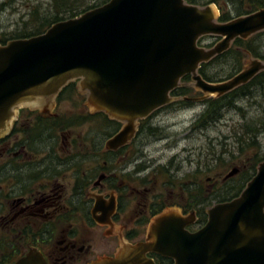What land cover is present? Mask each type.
I'll return each mask as SVG.
<instances>
[{
    "label": "water",
    "instance_id": "95a60500",
    "mask_svg": "<svg viewBox=\"0 0 264 264\" xmlns=\"http://www.w3.org/2000/svg\"><path fill=\"white\" fill-rule=\"evenodd\" d=\"M219 10L187 5L184 0H110L75 19L60 22L44 34L0 46V137L10 128L16 110L58 95L78 82L90 111L123 125L107 141L116 151L134 137L137 122L174 103L221 98L246 86L264 72V63H249L231 79L205 82L203 64L226 53L237 39L264 32V9L219 23ZM219 39L209 50L200 39ZM189 76L200 99L174 98ZM231 170L223 182L235 177ZM205 224L195 231L196 216L166 209L149 223L146 237L122 244L115 255L90 264H156L148 253L172 264H264V161L240 196L206 210ZM12 264H47L31 249Z\"/></svg>",
    "mask_w": 264,
    "mask_h": 264
},
{
    "label": "flooded vegetation",
    "instance_id": "af4514ba",
    "mask_svg": "<svg viewBox=\"0 0 264 264\" xmlns=\"http://www.w3.org/2000/svg\"><path fill=\"white\" fill-rule=\"evenodd\" d=\"M17 1L0 0V13ZM71 19L65 16V21ZM15 33L0 32V46L16 41ZM86 98L77 81L68 83L54 98L17 109L0 137V264H12L31 249L47 264H90L115 255L122 244L143 241L150 221L169 207L196 216L190 231L204 225H197L200 205L190 202L187 211L181 207L189 198L187 191L195 194L196 183L176 187L169 167L142 160L141 142L156 133L152 120L157 111L137 122L127 145L109 151L107 141L123 125L113 121L119 128L102 137L101 113L90 111ZM147 256L155 263V257L164 258Z\"/></svg>",
    "mask_w": 264,
    "mask_h": 264
},
{
    "label": "rangeland",
    "instance_id": "374dc122",
    "mask_svg": "<svg viewBox=\"0 0 264 264\" xmlns=\"http://www.w3.org/2000/svg\"><path fill=\"white\" fill-rule=\"evenodd\" d=\"M72 1L75 5L80 3L78 5L82 10L83 6L92 8L94 5H101L106 0ZM239 1L235 0L234 7L223 3L225 12L231 18H235V8H239ZM219 3L221 4V1ZM54 7V0H18L15 5L10 6V9H6L5 13H0V32L10 36L16 32V37L27 35L35 30L40 18L46 14L49 15ZM216 9L219 10L217 6ZM74 12L79 13V10ZM217 42L218 40L204 37L198 45L201 44L202 48L209 50ZM244 48H247V44ZM241 53L244 54L242 57L243 70L252 61L258 60L264 63V60H259L245 50ZM259 53L264 56V43L259 48ZM224 68L227 69V66ZM220 71H223L221 67ZM181 87L191 89L185 98L201 99L203 97V94L193 88L192 82L189 84L181 82ZM178 103L179 101H175L156 112L157 116L152 120L153 128L157 129L156 133L148 134L143 143L141 142L143 162L154 166L169 167L168 172L173 177L172 181L174 180L176 187L179 184L193 181L207 192L215 182L217 188L222 185V179L231 170L245 171L254 158L264 159V132L251 138L257 143V148L246 147V143H250L248 137L251 135L247 137L245 134L246 136L241 138L244 141L242 146L239 147L237 142V139L242 137V133H246L247 128L257 129L255 123L264 118V87L250 88L248 95L235 99L233 107L221 111L219 121L208 124V127L203 130L193 129L194 121L205 111L203 102L190 103L187 106H181ZM51 107L48 108L50 111L53 109ZM106 140L104 139L103 142ZM241 147L243 152H240ZM208 179L210 181L207 182ZM176 192L178 194L177 189ZM174 195H170V197L173 196L170 201L175 198ZM164 197L169 198L168 194ZM179 199L180 195L176 197V200L179 201ZM214 204L216 202L213 201L207 207ZM169 208L180 211L178 207Z\"/></svg>",
    "mask_w": 264,
    "mask_h": 264
},
{
    "label": "trees",
    "instance_id": "16d2710c",
    "mask_svg": "<svg viewBox=\"0 0 264 264\" xmlns=\"http://www.w3.org/2000/svg\"><path fill=\"white\" fill-rule=\"evenodd\" d=\"M110 0H106L101 5L96 7H82L80 10V5H75L70 2V0H54L55 7L53 8L52 12L40 18V22L38 26L29 34H23L19 37H15L17 40H25L31 37L39 36L44 34L46 30H48L53 25L65 21V16L70 15L71 18L79 17L80 15L99 8L104 4L108 3ZM187 5L197 6V7H206L208 5L214 4L218 7L220 11V17L218 19L219 23H227L232 19L243 17L250 15L260 9H264V0H240L239 1V8L236 9L235 18H231L227 12H225V5H232L234 7L235 0H184ZM221 1V4L219 3ZM224 3V4H223ZM79 10V13L74 11ZM45 30V31H44ZM210 39L217 40L216 38ZM7 40H3V44ZM264 43V32L259 33L247 41L242 40H235L231 46V48L221 56L215 57L209 63L201 65L198 74L200 77L207 83L210 84H219L231 79L233 76L237 75L242 70V57L244 54L241 53L242 50H245L250 53V55L258 58L259 60H264V56L259 53V48H261L262 44ZM247 44V48H244V45ZM201 46V44H199ZM227 66V69L224 67ZM220 67L223 71H220ZM214 70V71H213ZM182 83L189 84L191 79L189 76L184 77L181 80ZM264 87V72L257 75L251 82H249L246 86H242L235 91L221 97L218 99L210 98L205 100L202 105L205 107V111L197 117L194 121L193 129L203 130L208 127V124L213 122L219 121L221 118V111L223 109L233 107V103L235 99L239 97H244L249 94V89L252 87ZM191 92V89L188 87H181L176 89L171 96L174 98H185ZM190 102H183L179 101L178 105L187 106ZM100 128L102 137H110L118 128L119 124L113 121H109L108 117L104 114H100ZM256 124L257 129L250 130L247 128L246 133H242V137L237 139L239 147L244 144L243 139L246 135H251L250 143H246V147L249 148H257L258 145L255 143L251 138L256 136V134H260L264 132V118L260 119ZM142 130V127H140ZM152 132V131H151ZM246 134V135H245ZM240 152H243V148H240ZM264 161L263 158H254L251 161V165L249 164V168L245 171H240L239 173L223 182L222 185L218 186L214 185L212 188V192L208 193L207 198L202 197L205 195L206 192L203 188L196 184L197 189L194 195H189V191H187L188 199L187 203L184 206H181L184 211H187L191 205L194 204L195 206H201L198 210V222L197 225L200 227L201 225L205 224L207 220V215L205 213V209L211 203H223L226 201H232L240 196V194L245 189L246 185L252 180V178L256 174L257 167L260 163ZM165 176L167 175V170L164 171ZM189 201V202H188ZM208 208V207H207ZM157 264H172V261L167 258H160L155 257Z\"/></svg>",
    "mask_w": 264,
    "mask_h": 264
}]
</instances>
